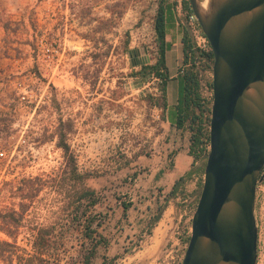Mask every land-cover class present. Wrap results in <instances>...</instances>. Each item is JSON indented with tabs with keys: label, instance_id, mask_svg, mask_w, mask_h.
I'll use <instances>...</instances> for the list:
<instances>
[{
	"label": "rangeland",
	"instance_id": "rangeland-1",
	"mask_svg": "<svg viewBox=\"0 0 264 264\" xmlns=\"http://www.w3.org/2000/svg\"><path fill=\"white\" fill-rule=\"evenodd\" d=\"M158 3L0 0V211L6 216L0 226H19L16 241L25 252L33 253L45 228L64 245V264L77 256L86 240L73 208L79 193L91 190L100 202L83 208L104 219L100 233L108 241L96 264L104 256L108 264L183 262L204 176L194 175L170 198L175 142L184 147L190 133L172 128L151 105L148 96L160 94V81L138 75L136 63L145 56L148 65L156 63ZM212 81L213 73H202L210 102ZM27 178L44 184L30 201L12 193ZM129 201L134 205L124 213L121 202ZM161 207V219L151 225ZM14 210L21 217L12 220ZM255 215L257 264H264V178ZM0 240L14 241L2 231Z\"/></svg>",
	"mask_w": 264,
	"mask_h": 264
},
{
	"label": "water",
	"instance_id": "water-1",
	"mask_svg": "<svg viewBox=\"0 0 264 264\" xmlns=\"http://www.w3.org/2000/svg\"><path fill=\"white\" fill-rule=\"evenodd\" d=\"M188 1L214 63L210 150L182 264H257L255 209L264 178V0H207L206 8L202 0ZM149 63V56L140 61Z\"/></svg>",
	"mask_w": 264,
	"mask_h": 264
},
{
	"label": "trees",
	"instance_id": "trees-1",
	"mask_svg": "<svg viewBox=\"0 0 264 264\" xmlns=\"http://www.w3.org/2000/svg\"><path fill=\"white\" fill-rule=\"evenodd\" d=\"M177 5V4H176ZM168 4L166 0H159L158 9L154 17V31L156 35V46L158 48V55L155 64L142 66V70L138 75L146 78L147 76H154L160 81L159 95H149L148 100L153 106L162 109L163 119L168 121L166 110L168 108L167 85L171 79L169 68L166 59V23L168 16ZM183 15L180 17V26L183 30V47L184 58L183 65L180 69L179 77L182 84V104L177 107V116L174 121L169 119L172 127L181 131H189L191 133L190 155L194 158L192 169L183 177L178 179L173 185L170 193L171 199H177L180 190L185 183L192 179L196 174L202 173L205 175L206 161L209 154L210 145V126L211 105L213 103L207 100L202 94V73L210 71L213 73L214 55L212 50L204 51L197 46V41L191 32L187 23L186 14L190 11L191 5L188 0H184L182 6ZM7 29V28H6ZM9 29V28H8ZM205 37V35L202 33ZM127 47V46H126ZM213 89L212 83H210ZM63 138V135H62ZM60 140V147L67 153L69 148ZM198 162H202L197 166ZM84 175H81L82 179ZM200 189L203 186V179L198 182ZM44 184L40 178H27L22 180L21 185L16 191L12 193L18 195L21 199L32 200L38 193L42 191ZM79 202L73 209L79 215L83 224L80 230L86 240L81 246L77 256L69 258L66 264H96L95 259L102 247L108 246L107 239L100 233L103 226L104 219H99L97 214H88L86 207H96L100 199L96 193L91 190H84L79 193ZM120 199V198H118ZM169 201V200H168ZM86 203V204H85ZM124 213H127L132 207L133 202H121ZM26 207V204H22ZM165 207H161L160 214L154 217L151 225L158 222L162 217V211ZM20 216L17 211H13L11 215ZM21 217V216H20ZM6 220V216L0 211V221ZM19 226L11 228V226L1 227L0 231L12 238L14 241L0 240V261L5 264H64L62 254L64 245L53 240L54 231L52 229H39L36 240L33 244V253L25 252L16 241V234ZM190 237L187 239L189 244ZM62 247V248H61ZM101 264H108L106 256L103 257ZM182 264V262H181Z\"/></svg>",
	"mask_w": 264,
	"mask_h": 264
},
{
	"label": "crops",
	"instance_id": "crops-1",
	"mask_svg": "<svg viewBox=\"0 0 264 264\" xmlns=\"http://www.w3.org/2000/svg\"><path fill=\"white\" fill-rule=\"evenodd\" d=\"M183 2L180 4L177 3L175 6L174 3H167L168 6V16H167V23H166V59H167V66L172 68V71H178L176 76H171L170 81L167 85V98H168V108L166 110V116L168 119L174 121L177 116V107L178 105L182 104V84L180 81L179 73L180 69L183 65V58H184V47H183V30L180 26V17L183 15L182 6ZM171 13V16L169 15ZM170 72V68H169ZM171 74V72H170ZM177 82L178 86L174 83ZM162 110V109H161ZM172 112H174L172 114ZM172 127V126H171ZM177 129L175 127H172ZM179 130V129H178ZM182 132L181 130H179ZM186 133H190L189 131H185ZM177 145L176 151L174 152V161L172 165V170L170 171L174 183L186 175L193 167L194 158L190 155V145H191V133L188 139V144H184V147H181V143L178 140L175 142ZM172 160V158H170Z\"/></svg>",
	"mask_w": 264,
	"mask_h": 264
},
{
	"label": "built area",
	"instance_id": "built-area-1",
	"mask_svg": "<svg viewBox=\"0 0 264 264\" xmlns=\"http://www.w3.org/2000/svg\"><path fill=\"white\" fill-rule=\"evenodd\" d=\"M186 18H187V23L191 29V32L197 41V46L204 51L211 50L207 38L202 35L203 32L201 30L198 19L194 14V12L193 11L188 12L186 14Z\"/></svg>",
	"mask_w": 264,
	"mask_h": 264
},
{
	"label": "bare ground",
	"instance_id": "bare-ground-1",
	"mask_svg": "<svg viewBox=\"0 0 264 264\" xmlns=\"http://www.w3.org/2000/svg\"><path fill=\"white\" fill-rule=\"evenodd\" d=\"M202 4L206 8L207 7V0H202Z\"/></svg>",
	"mask_w": 264,
	"mask_h": 264
},
{
	"label": "flooded vegetation",
	"instance_id": "flooded-vegetation-1",
	"mask_svg": "<svg viewBox=\"0 0 264 264\" xmlns=\"http://www.w3.org/2000/svg\"><path fill=\"white\" fill-rule=\"evenodd\" d=\"M137 53H139V52H137ZM137 62H138V63H140V61H139V60H138V61H136V63H137Z\"/></svg>",
	"mask_w": 264,
	"mask_h": 264
}]
</instances>
